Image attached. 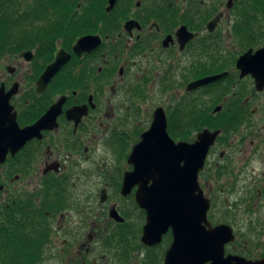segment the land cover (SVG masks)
<instances>
[{
	"label": "flooded vegetation",
	"instance_id": "1",
	"mask_svg": "<svg viewBox=\"0 0 264 264\" xmlns=\"http://www.w3.org/2000/svg\"><path fill=\"white\" fill-rule=\"evenodd\" d=\"M229 1L116 0L111 8L110 0H80L68 21L71 42L63 46L58 41L53 60L45 67L40 35L31 41V49L5 57L0 68L7 58H22L31 65L30 73L24 74V84H0L6 91L18 86L11 104L19 127L32 126L52 107L54 111L37 135L14 156L9 154L0 166V214L2 210L7 217L26 213L28 206L35 205L51 234L50 252L55 247L61 249L54 241L63 236L61 259L65 263L97 261L88 258L89 252L95 251L92 244L99 238L105 241L104 232L106 237L110 234L108 224L116 228L127 222L126 212L119 208V192L125 172L134 167L128 164L119 182V136L132 134L130 155L151 128L158 108L165 112L167 132L175 143L195 144L203 131H219L199 172L203 189L210 182L206 176L209 161L220 150L223 136L228 142L242 128L256 134L260 128L254 120L264 122V88L258 90L252 75L243 76L238 67L244 54L264 46V0H260L263 4L235 0L228 6ZM90 36L98 38L100 44L89 52L77 53L78 41ZM234 43H239L238 51H231ZM62 49L67 62L40 92L41 75ZM26 52L33 55L31 60L23 57ZM223 55L231 56L225 59ZM6 70L13 75L17 68L7 66ZM214 77L189 88L193 82ZM174 83L177 97L170 107L159 106L149 116L138 117L133 128L119 134V91L124 89L141 104L150 99L154 87L159 85L169 94ZM259 97H263L260 103ZM136 108L141 116L142 108ZM220 151L218 174L229 176L236 164L227 168V155ZM138 189L136 185L128 196L121 194L132 202L133 215L139 220L126 232L147 252L141 264H165L172 230L163 235L160 244L146 246L141 242L147 212L135 200ZM114 211L124 222L112 216ZM105 219L109 222L106 226L102 224Z\"/></svg>",
	"mask_w": 264,
	"mask_h": 264
},
{
	"label": "water",
	"instance_id": "2",
	"mask_svg": "<svg viewBox=\"0 0 264 264\" xmlns=\"http://www.w3.org/2000/svg\"><path fill=\"white\" fill-rule=\"evenodd\" d=\"M115 1L110 0L111 8ZM234 1L230 0L228 6H232ZM99 44L100 40L96 37H83L74 50L81 54ZM23 57L31 60L33 55L26 52ZM67 60L65 50H60L38 81L40 92ZM238 67L243 76L252 75L258 90L264 88V46L256 52L251 50L244 54ZM216 78L193 82L189 88ZM17 92V84L8 91L4 85L0 87V166L9 154L14 156L37 135L54 111L52 107L36 124L20 128L11 104ZM218 135L219 131L205 130L195 144L175 143L167 132L165 112L163 108H158L151 128L143 134L142 141L133 147L128 157V164L134 168L125 172L121 194L128 196L134 186L139 185L135 200L147 212L141 238L144 245L160 244L163 235L172 230L173 241L165 264H264V257L252 260L237 254H226L227 245L236 241L233 227L229 224L213 226L209 221L211 201L201 188L199 172L203 170L210 147ZM112 216L119 223L124 222L118 212L114 211Z\"/></svg>",
	"mask_w": 264,
	"mask_h": 264
},
{
	"label": "rangeland",
	"instance_id": "3",
	"mask_svg": "<svg viewBox=\"0 0 264 264\" xmlns=\"http://www.w3.org/2000/svg\"><path fill=\"white\" fill-rule=\"evenodd\" d=\"M58 41L57 44L59 46ZM60 44L63 45L62 41ZM234 44L235 46H231V51L235 49L238 51L239 43ZM229 56L231 55H223V58L228 59ZM2 65L3 68H0V84L5 82L7 85H12L15 81L24 84V74L30 73L29 68L31 65L27 64L22 58L21 60L20 58L14 59V61L7 58ZM5 66L6 68H4ZM7 66L16 67V72L13 75L9 74L6 70ZM131 93L133 92L131 91ZM129 95L130 93L124 92V89H122V91H119V96L116 97L119 101V109L117 111L119 116V134L121 131L126 133L130 128H133L138 117L149 116L159 106L170 107L174 103L175 97H177L175 83L169 94L167 91L164 92L159 85L154 87L150 99L141 102V104L138 103L136 97L133 98L132 95ZM263 97H259V103ZM136 106L142 108L143 113L141 116H139ZM254 123L262 131L264 122L261 119H256ZM260 131L256 134H251L245 128H242L238 132L239 134L233 135V138L228 142L223 136L224 142L221 144L220 150H223L228 156L224 160L225 166L229 168V165L233 167L236 164V168L231 169L229 176L222 177V174H218L216 165H221L222 163L219 155L221 151L218 150L209 161L211 167H208L206 176L210 179V182L205 183L203 188L206 197L211 201V208L208 213L211 224L213 226L229 224L233 227L236 234V241L227 245L226 254H237L252 260L261 259L264 256L262 254L264 250V130ZM130 137H132V134L129 133L119 136V182L122 179V173L129 168L127 160L129 150H131L133 145V139ZM245 166L247 168L244 171L238 172L237 169L242 167L243 170ZM0 173L1 177L3 171L1 170ZM119 208L126 212L127 222L130 225L135 222L139 223V220L135 219V215H133L135 211L134 205H132L130 200L125 199L120 192ZM106 223H109L108 219L102 222L104 226H106ZM250 225L257 230H253ZM107 228L110 234L106 237L107 233L104 232L103 238H105V241L97 237V240L98 238L99 240L92 244L95 251L89 252L91 255L88 258L94 260L97 258V261H92L93 263L89 264H141L147 252L138 246L135 241H131V235L126 232L128 228L121 229L118 225L115 228L111 224H108ZM261 232L262 234H259ZM126 236H128L127 239ZM63 238V236H59V242L54 241L61 249L59 248L58 250L55 247V250L47 251L46 264H67L61 259L64 251L62 249ZM118 239L119 243L117 242ZM125 241L127 244L129 243L126 249H124ZM130 242H133V245H130ZM77 245L78 243L75 244V247ZM118 255L119 257H117Z\"/></svg>",
	"mask_w": 264,
	"mask_h": 264
},
{
	"label": "trees",
	"instance_id": "4",
	"mask_svg": "<svg viewBox=\"0 0 264 264\" xmlns=\"http://www.w3.org/2000/svg\"><path fill=\"white\" fill-rule=\"evenodd\" d=\"M79 1L0 0V62L7 56L16 57L24 50L31 49V41L40 35L43 36L41 57L45 67L53 60L58 40L62 41L63 46L71 42L68 21ZM258 2L263 4L260 0ZM36 18L38 23H35ZM43 222V215L35 205L28 206L26 213L10 217L2 210L0 264H46L51 234ZM119 227L133 228L128 222L119 224ZM124 244L126 249L129 243L125 241Z\"/></svg>",
	"mask_w": 264,
	"mask_h": 264
}]
</instances>
